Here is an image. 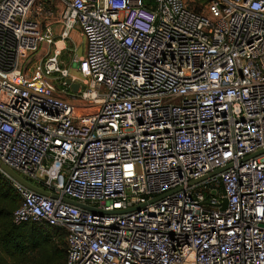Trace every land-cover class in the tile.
<instances>
[{
	"label": "built area",
	"instance_id": "obj_1",
	"mask_svg": "<svg viewBox=\"0 0 264 264\" xmlns=\"http://www.w3.org/2000/svg\"><path fill=\"white\" fill-rule=\"evenodd\" d=\"M0 162L65 264H264V0H0Z\"/></svg>",
	"mask_w": 264,
	"mask_h": 264
},
{
	"label": "trees",
	"instance_id": "obj_2",
	"mask_svg": "<svg viewBox=\"0 0 264 264\" xmlns=\"http://www.w3.org/2000/svg\"><path fill=\"white\" fill-rule=\"evenodd\" d=\"M208 2L192 0L189 6L202 13ZM19 204L16 190L0 174V264H65V232L45 222L15 225L12 214Z\"/></svg>",
	"mask_w": 264,
	"mask_h": 264
},
{
	"label": "rangeland",
	"instance_id": "obj_3",
	"mask_svg": "<svg viewBox=\"0 0 264 264\" xmlns=\"http://www.w3.org/2000/svg\"><path fill=\"white\" fill-rule=\"evenodd\" d=\"M186 2L189 4L190 2H192V0H186ZM204 12V10H203ZM71 40L66 41V47H72V43L74 42L76 45V57H74L73 59H77L79 57H81L84 53V46L82 43V39L80 38V36L78 35V32H72L71 36H70ZM42 49L39 50L35 55H29L27 59L23 60L22 65H32L37 59L43 58L44 55H46V50H48V53L52 52V47H49L48 49L46 48L45 44H42ZM66 54H68L67 52L64 53V57L66 58V61H64V65L65 67L69 68V73L71 75H77V73L75 72V70L73 69L74 67V63L71 62V58L66 56ZM71 59V60H70Z\"/></svg>",
	"mask_w": 264,
	"mask_h": 264
},
{
	"label": "water",
	"instance_id": "obj_4",
	"mask_svg": "<svg viewBox=\"0 0 264 264\" xmlns=\"http://www.w3.org/2000/svg\"><path fill=\"white\" fill-rule=\"evenodd\" d=\"M65 84L67 86L70 87V90L73 92V93H76L77 90H78V84H75V83H72L70 79H66L65 80ZM261 153V152H259ZM258 153V154H259ZM258 154H255V155H258ZM254 156V155H253ZM0 168L1 170H3L10 178H12L13 180H15L16 182H18L19 184L27 187L28 189L30 190H33V191H36L38 192L39 194L41 195H44V196H49V197H52V198H55L56 196L53 195V194H49L48 192L44 191V190H40L38 189L37 187L33 186L31 183H29L27 180L23 179L22 177H20L19 175H17L15 172H13L12 170H10L9 168H7L5 165H3L1 162H0ZM221 171V170H219ZM63 202L65 203H68L70 205H74L76 207H79V208H83V209H86V210H90L92 212H96L93 208L91 207H87L85 205H81V204H78L77 202L75 201H72V200H69L67 198H62L61 199ZM223 207H225V203L223 204Z\"/></svg>",
	"mask_w": 264,
	"mask_h": 264
},
{
	"label": "bare ground",
	"instance_id": "obj_5",
	"mask_svg": "<svg viewBox=\"0 0 264 264\" xmlns=\"http://www.w3.org/2000/svg\"><path fill=\"white\" fill-rule=\"evenodd\" d=\"M58 45H59V46H62V44H61V43H59Z\"/></svg>",
	"mask_w": 264,
	"mask_h": 264
}]
</instances>
